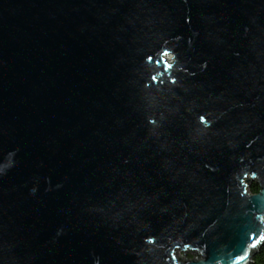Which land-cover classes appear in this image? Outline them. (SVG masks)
<instances>
[{"label":"water","instance_id":"95a60500","mask_svg":"<svg viewBox=\"0 0 264 264\" xmlns=\"http://www.w3.org/2000/svg\"><path fill=\"white\" fill-rule=\"evenodd\" d=\"M263 243L264 0H0V264Z\"/></svg>","mask_w":264,"mask_h":264},{"label":"trees","instance_id":"16d2710c","mask_svg":"<svg viewBox=\"0 0 264 264\" xmlns=\"http://www.w3.org/2000/svg\"><path fill=\"white\" fill-rule=\"evenodd\" d=\"M250 190L252 192L259 191V185L255 181H253L251 186H250ZM251 264H264V243L256 251V254L253 257V261L251 262Z\"/></svg>","mask_w":264,"mask_h":264},{"label":"snow or ice","instance_id":"6c2138e0","mask_svg":"<svg viewBox=\"0 0 264 264\" xmlns=\"http://www.w3.org/2000/svg\"><path fill=\"white\" fill-rule=\"evenodd\" d=\"M164 56H168L169 55V53L167 52V51H165L164 52V54H163ZM152 60H153V57H152ZM157 61H159L160 63H162V61L161 60H159V59H157L155 62H157ZM171 65V64H170ZM202 117H203V123H205V124H207V121L205 120V116L204 115H201Z\"/></svg>","mask_w":264,"mask_h":264},{"label":"rangeland","instance_id":"374dc122","mask_svg":"<svg viewBox=\"0 0 264 264\" xmlns=\"http://www.w3.org/2000/svg\"><path fill=\"white\" fill-rule=\"evenodd\" d=\"M183 255H184V254H183ZM186 255H187L188 257L193 256V254H192L191 252L187 253Z\"/></svg>","mask_w":264,"mask_h":264}]
</instances>
